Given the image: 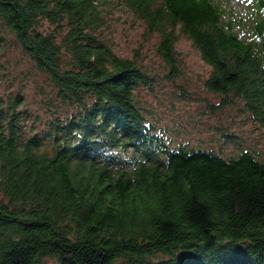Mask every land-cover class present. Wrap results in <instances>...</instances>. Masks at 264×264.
Returning <instances> with one entry per match:
<instances>
[{
  "label": "trees",
  "instance_id": "1",
  "mask_svg": "<svg viewBox=\"0 0 264 264\" xmlns=\"http://www.w3.org/2000/svg\"><path fill=\"white\" fill-rule=\"evenodd\" d=\"M116 1L171 78L185 37L220 106L264 128V0H239L244 18L217 0ZM106 7L0 0V71L11 36L51 90L42 133L23 95L0 98V264H264V162L167 146L137 97L152 78L104 37Z\"/></svg>",
  "mask_w": 264,
  "mask_h": 264
},
{
  "label": "rangeland",
  "instance_id": "2",
  "mask_svg": "<svg viewBox=\"0 0 264 264\" xmlns=\"http://www.w3.org/2000/svg\"><path fill=\"white\" fill-rule=\"evenodd\" d=\"M217 1L230 14L247 17L239 0ZM105 13L107 27L103 34L109 46L122 58H138L152 78L151 88H140L137 97L167 146L173 150L187 147L214 151L225 158L247 150L264 162V128L249 119L239 102L220 106L222 97L206 86L211 67L190 40L181 37L177 43L180 73L171 78L157 53L158 36L146 35L143 22L116 0H107ZM45 28H49L47 23ZM9 39L11 42L2 60L4 68L0 71V98L7 100L19 93L23 95V109L32 117L28 128L35 126V132L42 133L49 117L45 99L51 90L11 36ZM117 156L136 157L131 151Z\"/></svg>",
  "mask_w": 264,
  "mask_h": 264
}]
</instances>
